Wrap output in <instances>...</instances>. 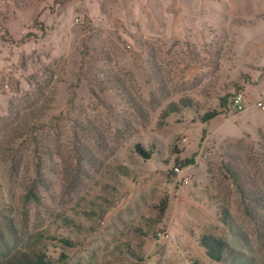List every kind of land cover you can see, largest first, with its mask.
Listing matches in <instances>:
<instances>
[{"label":"rangeland","instance_id":"1","mask_svg":"<svg viewBox=\"0 0 264 264\" xmlns=\"http://www.w3.org/2000/svg\"><path fill=\"white\" fill-rule=\"evenodd\" d=\"M263 42L264 0H0V259L218 264L212 234L264 264V205L225 168L264 191ZM236 85L246 108L201 122ZM185 96L200 108L162 119Z\"/></svg>","mask_w":264,"mask_h":264},{"label":"trees","instance_id":"2","mask_svg":"<svg viewBox=\"0 0 264 264\" xmlns=\"http://www.w3.org/2000/svg\"><path fill=\"white\" fill-rule=\"evenodd\" d=\"M246 78L250 79V77ZM243 86L236 85V90H242ZM231 95H225L224 97L219 98V107L218 109H210L206 110L204 113L199 115V118L201 122L206 123L212 118L216 117L217 115L224 114L227 111L230 110V98ZM229 98V101H228ZM188 109V110H198L200 107L198 103L193 101L190 97H181L178 99L177 102H170L167 104V106L162 109L161 111V117L162 119H166L169 117L170 114H176L179 113L182 109ZM16 134V133H15ZM23 134V133H22ZM30 140H32V143L34 144V152L37 155V167H42V161L41 157L39 156L41 154L39 141L37 137L32 133H25ZM18 135V134H17ZM14 136L12 141H16L18 138H21L22 135L19 133L18 136ZM135 152L139 154V156L148 159L151 158V155L153 153L152 150H146L141 144L136 143L135 146ZM264 156V155H263ZM231 156H229L230 158ZM234 158V157H233ZM230 160V162H233ZM80 159V158H79ZM177 164L179 167H186L187 165L193 163V158H188L184 160H177ZM264 161V159H263ZM228 162L225 165L226 171L229 174L230 178L233 180V182L236 184L239 193H240V202L244 210L249 214L253 215V212L255 211V208H258L259 206H263L264 202V191L259 189H254L252 186H247V179L244 170H240L238 167L234 166V164ZM30 194L33 196L34 192L31 191ZM168 201L167 199H163L159 201L155 207L160 211V215L162 216L167 208ZM200 246L203 248L206 256L209 258V260L216 262L218 264L223 263H231V264H251L246 263L250 260V257L243 256L239 257V254L232 248L228 247L227 242L223 239L212 235V234H202L197 239ZM65 244H70V241L67 239L62 240ZM62 258L65 256L62 254ZM239 257V258H237ZM0 264H55L53 260H51L47 254L43 251L38 250H14L12 253H10L7 257L0 259ZM193 264H200L198 261H194Z\"/></svg>","mask_w":264,"mask_h":264},{"label":"built area","instance_id":"3","mask_svg":"<svg viewBox=\"0 0 264 264\" xmlns=\"http://www.w3.org/2000/svg\"><path fill=\"white\" fill-rule=\"evenodd\" d=\"M230 111L237 113L240 111H243L246 108L245 104V94L243 89L237 90L233 93V95L230 97ZM254 104L264 110V101L262 99H257ZM182 167H179V165H176L174 167V170L176 172H181ZM183 182L187 183V179H184ZM156 238H166L168 237V233L165 230H157L155 233Z\"/></svg>","mask_w":264,"mask_h":264},{"label":"crops","instance_id":"4","mask_svg":"<svg viewBox=\"0 0 264 264\" xmlns=\"http://www.w3.org/2000/svg\"><path fill=\"white\" fill-rule=\"evenodd\" d=\"M262 46H264V42L261 43ZM263 59H264V53H263ZM264 62V61H263ZM264 64V63H263ZM261 79L260 83L262 84V87L259 89L261 92L260 96L257 99H262L264 101V66L261 70V73L258 76H255V78Z\"/></svg>","mask_w":264,"mask_h":264}]
</instances>
